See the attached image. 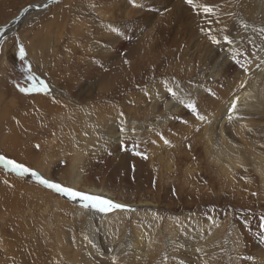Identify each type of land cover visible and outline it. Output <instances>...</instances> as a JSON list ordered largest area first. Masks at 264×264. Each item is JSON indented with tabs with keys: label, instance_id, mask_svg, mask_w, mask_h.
<instances>
[{
	"label": "rangeland",
	"instance_id": "obj_1",
	"mask_svg": "<svg viewBox=\"0 0 264 264\" xmlns=\"http://www.w3.org/2000/svg\"><path fill=\"white\" fill-rule=\"evenodd\" d=\"M42 1L0 0V26L15 18L24 7ZM160 1L143 0L141 9L131 10L128 7V4L134 6L131 0H55L47 8L30 12L21 23L13 24L0 37V152L38 169L47 177L84 191L95 189L99 190L98 194L107 192L114 201L128 206L125 210L106 213H118L110 220H104L102 216L105 213L92 210H85L83 216L76 218L72 211L83 210L77 203L36 185L28 178H19L0 168V184L3 183L0 199L11 185L4 183L7 179L19 182L23 188L19 202H0V264H76V258L82 264L81 255L86 244L81 242V248L77 247L69 229H74L76 236L83 229H89L88 212L92 213L88 218L94 228L100 231L97 233L103 253L109 255L107 262L110 263L121 257L124 261L118 264H130L128 243L139 230L142 238L150 243L151 257H154L152 264H233V257H238L236 264H259L257 254L262 250L264 252V228L261 227L264 224V176L260 174L264 170V143L261 149L258 146L259 153L253 157L238 152L235 161V153L230 152L227 159L235 164L227 166L223 163L225 167L221 168L219 163L209 159L196 137L206 125V114L216 112L217 103L223 104L221 97L224 93L239 96L247 88V84L239 88L245 72L232 61L231 56L243 57L242 63L255 61L257 55H254L255 51L250 52L251 42L247 40L251 39V30L257 25L254 22L261 21V15L249 8L250 16H244V11L238 7L239 0H215L214 16L201 13L203 16L190 18L182 11L188 5L184 0H176V7L172 9L178 17L176 34L169 32L167 40L156 43L161 35L154 30L153 35L144 40L147 45L141 47L140 38L135 34L138 30H129L131 27L126 26L128 33L117 40L123 46L110 54V60L103 65L88 67L89 63H96L101 54V48L96 47L94 41L108 43L107 29L104 31L97 25L106 20H147L145 15L135 17L140 11L158 12L157 18L167 17L163 13L169 10L161 6ZM100 3H103L101 9L107 14H103L105 17L99 15L98 21L91 11L92 8L99 9ZM120 4L126 7L123 11ZM150 5L159 6V9ZM227 5L230 9L223 18L222 8ZM244 24L247 28L243 27ZM202 27L212 29L214 34L227 29L225 34L233 41L232 45H211L201 32ZM235 29L238 32L236 35ZM17 38L26 46L28 60L36 76L46 81L50 90L54 83L58 93L53 97L47 98L43 93L24 95L14 86L15 83L27 85L22 64L16 55ZM104 44L101 43V46ZM222 57L236 69V72L230 70L225 73L228 74V85L233 83L234 90L231 85L224 89L225 85L218 83L222 81V75L215 81L210 78L209 70ZM66 68L68 74H64ZM252 72L254 69L251 67L248 73ZM82 73L86 75L81 77ZM173 81L180 85L182 98L186 96L187 99L197 100L200 114L205 118L199 120L179 105L180 110L172 116L175 119L173 122H169L167 127H155L154 122L146 120L147 106L153 102L150 93L159 94L163 89L159 98L155 97L159 99L156 104L158 117L165 118L166 103L171 100L166 89L170 84L174 86ZM104 84L111 88L110 96L106 95L108 89L103 87ZM65 90H72L69 99H66L69 94ZM138 93H141L139 98L136 97ZM86 95L87 99L84 98ZM53 98L58 102H53ZM98 98L108 99L106 102L114 101L113 106L123 109L122 117L127 121L114 123L118 130L124 125L126 131L130 128L143 131V135L138 134L137 137H124L118 150L105 156L102 152L105 146L101 147L103 137L99 133L102 120L93 111ZM75 107L77 110H74ZM91 118L99 123L93 124ZM235 120L233 125L240 122ZM147 133L155 143L175 141L171 144L170 153L162 145L151 147ZM250 140L248 135H244L243 142H233L232 146L244 149ZM90 144L99 150L98 161L93 158L94 147L89 150ZM79 150H82L83 158H79ZM135 150L146 154L147 159L136 156ZM221 154L224 156V153ZM89 158L96 163L92 167L88 166ZM26 195L34 197L30 198L32 203L24 200ZM56 202L65 209L62 213L68 220L67 225L64 222L57 224L55 220L59 212L53 206ZM206 215H211L215 223L206 219ZM104 221L105 227L100 229ZM196 222L197 228L194 226ZM11 223L14 224L13 229ZM23 226L26 227L25 234L22 233ZM27 229L33 234L28 235ZM60 229H65L66 235ZM193 229H202V238L194 241L191 237ZM188 231L190 234L185 237ZM4 234L15 250H9L10 246L5 245ZM57 236L63 240L60 245L62 252L54 247ZM184 238L189 245L192 243V249L182 246L181 239ZM234 240L243 247L239 253L230 248ZM197 248L202 251L196 252ZM64 254L69 257L64 259ZM54 259L59 261L56 263Z\"/></svg>",
	"mask_w": 264,
	"mask_h": 264
},
{
	"label": "bare ground",
	"instance_id": "obj_2",
	"mask_svg": "<svg viewBox=\"0 0 264 264\" xmlns=\"http://www.w3.org/2000/svg\"><path fill=\"white\" fill-rule=\"evenodd\" d=\"M44 1L46 2L47 0H43L42 1L43 3L41 2L39 4H36V6L44 5V3H45ZM171 1L172 0H161L160 1L161 3H159V4H161V6H163V5L166 6L165 9L169 10L167 12L165 10V12L163 13V14L168 15L167 17H164V18H157L159 16L158 12L156 14V12L148 13V12H145V11L144 12L140 11V12H137L135 14V17H140V16H144L145 15L147 17V20H145V18H140L138 20L129 19L130 22H128L125 19H118V21L106 20L103 23H100V25H97L98 28L101 27L102 29H104V31L107 29L108 34L106 36H107L108 39L107 38L106 39H107L108 43L104 44V42H99V41H94L93 40L94 44L96 45V47H100L101 48L100 49L101 54L98 57V60L96 61V63L93 62V65L89 63L88 67L92 68V66H94V67L96 66L97 67V66L103 65L107 60L108 61L110 60L109 59V58H111L110 54L115 53V50H118L121 46H123V43L122 42L119 43L117 40L119 38H121V36H123V34H125L128 31V29H125L126 26H127V28L131 27L129 30H135V29L138 30V32L135 33V34H136V36H138L140 38L139 39L140 40L139 45H141V47H143V45H147V43L144 42V40H147V38L151 37L153 35V33H154V30H158L159 31L158 33L161 35L159 38L156 37L157 39H159V40H156V43L159 42V41L167 40V37L170 36V33H171V35L172 34H176V29H177V25H178V17H177L176 12H175V15H174L173 14L174 12L172 11L173 7H176V0H174L175 1L174 3H171ZM136 2L138 4H142L143 0H136ZM196 2L200 3V4H208V5L213 7L214 3H215V0H196ZM121 3H123V2H121ZM100 4H102V5H99V9L96 10V9L92 8V11H91L93 17L95 19L97 18L98 21H99V15L104 16L103 14H107L106 10H102L101 9V6H103V3H100ZM155 5H158V4H155ZM120 6H121V11H123L126 8L125 5H123V4H120ZM120 6H118L117 9ZM128 7L131 8V10H139V9H141L140 7L132 6V4H128ZM150 7H156V8L159 9V6L157 7V6H154V5H152V6L150 5ZM238 7H239V9L244 11V16L245 15L247 17L250 16L248 14L249 8H250V10L252 8L253 10H255L256 12H258L261 15V21H259V22L255 21L254 22L257 25H255V27L251 30V33H250L251 39L249 40V38H248V40H247V41L251 42V45L249 46L250 52L251 51H255L254 55H257L256 59H254L255 61H252V63L248 64L249 68L252 67L254 69V72H252L251 74H249L247 72V73L244 74V76H242L243 77L242 81L247 80V85H246L247 88L244 89V91L240 92V94H239L240 102L238 104V111H237V113L233 114V119L231 121H229V119H228V115H229L228 108H229L231 100L235 96L232 97V94H229L230 92L228 93V95H226L224 93L222 95V97H221L222 98L221 102L223 104H221V103L218 104L217 103L216 112L210 113V114H206L207 115L206 118H205L206 125L202 128L203 129L202 133L196 137L198 139V141L203 145V147L205 149V153L209 157V159L214 160L215 162L219 163L221 168L225 167V165L231 166V165L235 164V163H233L232 160L227 159V158H229L230 152H234L235 153V158H236L235 161H237V156L239 155L238 152H241V153H244V154H247V155H250L251 157H253V156H255V155H257L259 153L258 150L262 148V143H264V65H261V67H257V64H260L261 60H264V31H262V29H264V22H262V20L264 18V0H239ZM41 9H43V8H29V10L27 9V11L25 12L26 15L24 14L25 16L22 17V19L20 20V22L18 21V23H21L26 18V16L30 15L29 14L30 12L34 13V12H36L38 10H41ZM229 9H230L229 5L224 6L222 8V14H223L222 17L223 18H224V13L226 11H228ZM174 10H176V9H174ZM182 11L184 13H186L185 15H187L190 18L203 16L202 14L198 15L189 5L188 6H184ZM172 15H174V16H172ZM185 19L186 18L184 17V20ZM120 20H123L122 23H119ZM124 21H125V24H124ZM117 24L119 25V27H118ZM109 26L117 27L118 28V32H110L109 31ZM145 26H147L149 28H147V30L143 29V28H145ZM123 28H124V31H122ZM74 33L79 34L78 31L77 32L74 31ZM237 33L238 32L235 29V35ZM104 34H106V33H104ZM101 43H103L104 45L101 46ZM98 45H100V46H98ZM152 45L154 46V44H152ZM248 56H250V55H248ZM80 58H81V56H80ZM221 59L222 60L220 62L216 61L214 66L209 71H210V78L212 77L213 80L216 79V78L220 79L219 77H220V75H222L221 76V77H223L222 81H218V83H221L222 85H225L224 86V89H225V87H228L230 85H231V87L233 86V83H229V85H228V80H227L228 74L226 75L225 73L230 71V70L236 72V69L232 68L229 65L230 62H227V60H224L223 57ZM242 60H244V58ZM252 64H254V65L252 66ZM84 67H85V65H84ZM88 67H87V69H89ZM261 71L263 72V74L261 73ZM64 72H65L64 74H68L69 73L67 68H66V70ZM83 73L81 74V77H84L86 75V74H83ZM81 77H79V78L81 79ZM95 80H97V79H95ZM232 80H234V79H232ZM211 83H213V82H211ZM234 84H237V83H234ZM116 86H117V84H116ZM103 87L108 89V92H107L106 95L110 96L111 88L107 87L106 84H104ZM113 87H115V84H114V86H112V89H113ZM232 88L231 89L234 90V87H232ZM239 88H240V86H239ZM236 90H235L234 93H236ZM65 91H66V94L67 93L69 94V96H67L68 98H66V99H69L70 96H71L72 90H71V92L69 90H65ZM144 92H145V90H144ZM144 92H141V93H144ZM162 92H163V89H161V92L159 94H158V92L157 93L155 92L156 94L155 93H150V94L153 95V96L151 95V101L153 100V102H152V104L150 106L149 105L147 106L148 107L147 108L148 117L146 118V120H151L152 122H154L153 126H155V127H167L169 122H173V119H174L172 117L173 114L178 112V110H180L179 105H182L178 101L171 99V100H169L166 103V107H165V115L166 116H165V118L162 119V118L158 117L159 112L156 111V108H157L156 104L159 102V99H156L157 97H155V96H158V98H159V95L162 94ZM224 92L227 93V91H224ZM57 93H58V91H57V89H55V86H54V83H53V86H52V89H51V94L50 95H46V97L47 98L48 97L49 98L53 97ZM141 93H138L136 95V97L139 98ZM43 97H45V96H43ZM136 97H134V99H136ZM152 97H154V98H152ZM84 98L87 99V95L84 96ZM181 98H182V95H181ZM182 99H184L185 101L188 100L186 98V96L183 97ZM106 100H108V99H104V98H100L99 99L98 98L97 101L95 102L94 106L92 105L95 108V110H93V111L97 114L98 119L102 120V124L104 125V126L103 125L101 126L102 129H100L101 131L99 132V133H101V137H103V141H104L101 144V147L105 146L104 148H102V152H103L104 156L108 155V153H113L115 150H118V148L120 146L119 143L122 141V139L124 137H126V136H128V137L129 136L130 137L131 136L137 137L138 134L143 135V131H141V129H137L136 128V130L134 131L133 128L131 129L129 127L130 130L126 131V127L124 125H122L121 128H124L125 131L121 132L120 130H118L116 128L117 125L114 124V123L118 124V123L127 121V119H125L124 117H122L120 115V113H123V109H121L120 106L115 107V106H113V104L115 103L114 101H112V102L107 101L106 102ZM135 105H136V103H135ZM74 110H77L76 107L74 108ZM126 110L128 111V109H126ZM91 111H92V109H91ZM208 112H209V110H208ZM91 117H93V115ZM94 117H96V116H94ZM234 120H235V122L236 121H240V122L238 124L233 125V123H234L233 121ZM80 121H82V120H80ZM92 122H93V124L99 123V121L97 119L93 120ZM128 126H130V125H128ZM137 126H139V125H137ZM234 127H235V129L233 130L232 128H234ZM80 128H81V126H80ZM96 128H98V126ZM248 128H251L250 131H248ZM138 130H139V132L136 134V132ZM244 135H248L252 140L247 142V146L245 145L244 149H234L233 146H232V143L233 142L234 143L243 142ZM146 136L148 137V141H149L151 147H154L156 145H159L161 147V145H162L164 147L163 149H167V151H168L167 153L168 154L170 153L171 144L175 142L174 141L172 143H170V142L164 143V141H160L162 143L159 144L160 142L159 143L152 142L149 139V134L148 133L146 134ZM179 136H182V134H180ZM94 137H96V136H94ZM92 139L94 141H97L95 138H92ZM258 146H259V149H258ZM92 147H94L93 148L94 150L93 149L92 150L94 151V154H95V157H93V156L92 157L94 158L95 161H98L99 159L97 158V153H98L99 150H98V148H96L92 144H90V149L89 150H91ZM90 152H92V151H90ZM77 153H80V156H79V158H80L82 156V150H79ZM221 153H224V156ZM92 154H93V152H92ZM82 158H83V156H82ZM94 160L89 158V160H88L89 163L87 162L88 166L92 167L93 165H95L96 163H95ZM223 163H225V165ZM260 174L264 176V170H262L260 172ZM8 182L11 185H13V186L9 187V189L6 190V192L4 191V193L1 194V199H0L1 204H3V202L8 204L9 200H14L15 202H19L20 199H22V196H23L22 195L23 188H22V185H20L19 182H16V183L13 182V181H8ZM0 187H3V183L0 184ZM4 187L6 189V186H4ZM27 192L29 193V189H27ZM92 192L97 193V192H99V190L92 189ZM102 195L112 199V196L109 193H107V192H103ZM32 197H33L32 195H28L26 197L27 199H25V197H23V198H24L25 201L31 202L30 198L31 199L34 198V197L33 198ZM117 203H119V202H117ZM53 206H55V210H57V209L59 210V212H57V214H56L57 217L55 219L56 221H58L57 224L61 225V223L64 222L67 225L68 224V220H67L65 215L63 216L64 213H62V210H65V209L61 208L60 204L58 202H56ZM53 210H54V208H53ZM84 211H85L84 209L83 210H81V209L73 210L72 211V215L75 216L76 218H80L81 216L84 215ZM90 214H92V213L88 212V216H87V220H88L89 225H90L89 229H83V231L80 234H78V236H76L74 234V229H69V230H71V234H70L71 237L72 238L75 237V244H76L77 247L81 248V242H85V244H86V246L84 247V249L82 251L81 262H82V264H100V263L112 264L110 262H107V261H109L108 260V256L109 255L106 252H104L105 254L103 253L102 244L100 242V236L97 233V232H100V231H97V229L94 228L92 222L90 221V218H88ZM115 214H118V213L116 212V213H114L112 215L106 214V215H104L102 217H104V220L105 219L110 220V219H112L111 217L113 215H115ZM105 224H106V222L104 221L102 223V227L100 229H103L105 227ZM11 225L13 226L14 224L11 223ZM197 225L198 224L196 222L194 224L195 228H197ZM13 228H14V226L11 227V229H13ZM25 228L26 227H24V231L22 232L23 234H25V230H26ZM18 229H20V228H18ZM45 230H47V229H45ZM60 231H63L64 234L66 235L65 229H60ZM88 232H90L91 234L87 235L86 233H88ZM136 232H137V234L134 235L132 237V239H130V242L128 243V253H129V257H130V259H129L130 260V264H135L136 261H138V260H140V261H138L136 264H142V263L143 264H152L153 260H154V257H151V256H153V253H151V249L149 247L150 243L146 242L145 239L142 238V236L140 235L141 232L139 230L136 231ZM192 232L193 233H192L191 237H193L194 241L202 238L201 237L202 234H203V230L202 229H193ZM30 233L31 232L28 230V235L33 234V233L30 234ZM85 234L89 237V240L91 241V243H89L88 241L84 240ZM104 234H105V232H104ZM185 234H187L185 237H188L190 232L188 231ZM51 235H52V233L50 231V236ZM51 238H52V236H51ZM107 238H109V237L107 236ZM5 239L6 238H5V234H4L3 240L5 241V245H9L10 246L9 250H12V251L15 250V249H13L14 247H12V245H11L12 243H9L7 241L8 238L6 240ZM55 240H56V243H57V244L55 243L56 246L54 245L55 249L59 250V252H62L60 250V248H62L60 246V245H62V241H63L62 238H60V236L58 238V236H57V238H55ZM109 241H111V239ZM113 241H114V239H113ZM181 242H183L181 244L185 248H190V246L191 247L193 246L192 243L189 245L188 241H186L185 238L181 239ZM73 243H71V244H73ZM230 248L232 250H235L237 253H239L240 251L243 250L242 245L240 243H238L237 241H235V240L230 243ZM153 249H154V247H153ZM190 249H192V248H190ZM77 250H79V249L77 248ZM262 251L259 254H257L258 257H256V258H258V263L259 264H264V252H262ZM53 255H55V254L53 253ZM96 255L98 257H100V258H98ZM63 256H64V259L69 257L66 254H64ZM114 256H116V255H114ZM59 258L60 257L58 256V259ZM58 259H54V261L57 263L59 261ZM117 259H118L119 263H122L124 261V259L121 258V257H119ZM17 260L20 261L19 257L17 258ZM70 260H72V259H70ZM231 260H232L233 264H236V261L238 260V257H233ZM75 261L79 264L77 258L75 259ZM19 264H21V263L19 262Z\"/></svg>",
	"mask_w": 264,
	"mask_h": 264
},
{
	"label": "snow or ice",
	"instance_id": "obj_3",
	"mask_svg": "<svg viewBox=\"0 0 264 264\" xmlns=\"http://www.w3.org/2000/svg\"><path fill=\"white\" fill-rule=\"evenodd\" d=\"M132 2L134 6H142L138 4L136 0H132ZM184 2L189 5L198 15L201 13H203L205 16L215 15L214 8L208 4H199L196 2V0H184ZM43 6L47 8L48 5L45 4ZM243 27L247 28V24H244ZM200 30L204 33L205 37L211 45L217 47H227L232 45L233 43L229 35L225 34L227 32V29H221L220 34H214L213 30L210 28L206 30L202 27ZM109 31L118 32V28L115 26H109ZM262 31H264V29H262ZM2 35L3 30H0V37H2ZM0 47H2V45H0ZM16 47V55L18 56L19 61L22 64V71L24 73V79L26 80L27 85L22 86L20 83H15L14 86L17 88L19 93L24 95H29L33 93H43L45 95H50L51 90L49 84L46 81L39 79L33 72L32 65L28 60V51L26 49V46L22 41H19L18 38L16 42ZM231 59L235 64L239 65L245 73L250 71L248 64L246 62H241L242 57L233 54L231 56ZM125 63H128V61H125ZM261 65H264V60H261L260 64H257V67H261ZM173 84L174 86L170 84L166 89L171 99L176 100L180 104H182L184 108L187 109L191 114L196 116L197 119L203 120L205 117L200 114L197 100L189 98L187 101H185L180 96V91H182V89H180V85L175 84L174 81ZM246 84L247 80L242 81L240 84V88H243ZM209 92H211V90H209ZM53 102L58 101H55V99L53 98ZM239 102L240 96L238 95L231 100L228 108L229 121L233 119V114L237 113ZM120 115L123 116L124 114L120 113ZM184 123H187V121H184ZM120 131L123 132L125 131V129L121 128ZM164 143H168V141L164 140ZM36 147L39 148V145H36ZM137 147L138 146H134V148ZM134 154L136 156H141L142 158L147 159L146 154L142 153L141 151L135 150ZM0 168H2L8 173L15 174L19 178H28L33 181L36 185H39L42 188L49 190L62 198H66L70 202L77 203L84 210H92L97 213L106 214L114 210H125L128 207L127 205L117 203L111 198L105 197L102 194H98L91 191H84L74 186L64 184L55 178L47 177L38 169L30 167L23 162L11 158L3 152H0ZM4 183L8 184L9 182L5 180ZM9 186L11 187L13 185ZM206 219L215 223L214 218L211 215H206ZM262 219H264V217H262ZM216 226L218 227V225ZM261 227L264 228V224H262ZM262 236H264V233H262ZM84 240L91 243L87 235L84 236ZM73 242H75V237L73 238ZM195 251L201 252L202 249L197 248L195 249ZM112 264H118V261L113 259Z\"/></svg>",
	"mask_w": 264,
	"mask_h": 264
},
{
	"label": "water",
	"instance_id": "obj_4",
	"mask_svg": "<svg viewBox=\"0 0 264 264\" xmlns=\"http://www.w3.org/2000/svg\"><path fill=\"white\" fill-rule=\"evenodd\" d=\"M55 0H47L45 4L49 5L50 3L54 2ZM29 8H44L43 5H40V6H36V5H28L26 7H24L21 11H19L18 15L11 19L10 21H8L7 24L5 25H1L0 26V30H3V33L7 31V29H11V26H13V24H16L18 23V21L20 22V20L22 19V17H24L26 14L25 12L27 11V9L29 10ZM25 14V15H24Z\"/></svg>",
	"mask_w": 264,
	"mask_h": 264
}]
</instances>
